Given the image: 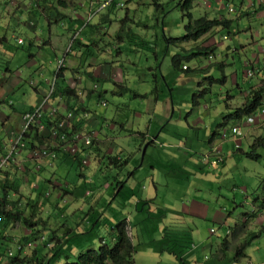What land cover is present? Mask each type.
<instances>
[{"label":"rangeland","instance_id":"374dc122","mask_svg":"<svg viewBox=\"0 0 264 264\" xmlns=\"http://www.w3.org/2000/svg\"><path fill=\"white\" fill-rule=\"evenodd\" d=\"M2 1L0 40L6 36L7 43L0 44V104L9 99L35 109L43 99L34 91L39 76L33 69L36 65H30L32 61L40 63L41 58L48 57L43 61L54 64L58 55L56 70H59L62 61L65 64V52L72 48L75 54L67 52V59L72 60L63 66V70H66L65 66L71 68L69 73L72 75L67 83L71 86L78 84V79L73 78L77 68L81 67L80 75L85 76L83 64L87 65V62H82L81 66L80 59L85 56L86 50L83 45V48L78 45V49H74L73 28L76 23L77 28L87 24V18L94 12L93 0ZM118 1L123 4L121 9L112 6L103 10L111 22L101 24L103 35L97 43L99 49L91 46L94 57L89 54L88 59L92 63L98 59L99 67L105 63L103 69L106 71L112 67L117 73L121 72L123 81L120 85L126 92H121L111 77L108 82L98 80L102 89L100 101L99 91H92L94 83L90 77L91 81L84 84L92 91V97L86 103L89 122L85 129L77 133L83 137L89 134L88 130L96 132L91 134L102 141L95 139L92 147L98 146L103 158L98 160V155L90 156L88 166L82 171L76 159L67 158L61 160L58 170L50 172L51 167L36 170L32 153H29L26 162L30 164L29 168L18 164L10 169V166L9 170L15 176L24 181L27 179V187H22L21 195L19 188L16 189L17 194L10 192L9 197L19 201L21 211L29 218L31 226L14 223L9 232L18 234L19 243H31V247L26 246L24 252L31 254L37 250L39 264L42 260L48 264L74 262L81 253L97 249L101 243L112 246L115 228L125 219L132 227L134 244H139L134 256L135 264H183L166 251L158 254L157 249H166L161 245L162 241H166L164 236L179 237L184 241L189 239L191 244L185 250L193 252L197 259L194 262L193 258L191 264H262L264 223L259 221L264 199V147L253 144L264 141V117L251 125L246 122L247 116L241 120L228 117L246 102L251 89L264 86V0H222L220 3L217 0H196L191 11L194 19L225 18L232 24L228 28L212 30L197 42L175 45L169 44L167 39L182 37L187 23L182 18L179 0H156L159 7L154 0ZM205 1L207 6H211L207 7ZM229 8L233 12H229ZM35 36L40 43L34 41ZM47 37L51 38L50 46L42 45V40ZM19 39L24 45L18 42ZM204 48H212L214 52L208 56H192L198 49ZM101 49L103 52H100ZM176 55L182 56V65L188 71L182 70V66L180 69L173 67ZM219 64H222L221 69ZM7 69L13 75L9 76ZM248 70L253 73L250 78L246 77ZM43 73L49 76L43 78L44 82L51 83L50 72L43 70ZM14 77L15 83L11 85ZM8 87L14 90L6 95ZM62 109L65 110L64 105ZM232 127L240 128L241 137L228 136L224 139L219 136ZM217 129L218 133L214 136L217 147L214 148L210 143ZM2 130L8 132L14 129L0 125L1 137ZM160 131L164 137H157L155 141L158 143L150 144L152 137L160 135ZM148 132L152 133L149 140ZM235 144H239V150L234 147ZM213 148L210 155L214 160H224L225 155V163H218L216 167L223 169L221 174L219 171L210 174L213 171L211 166L209 172L205 168L200 170L204 172L202 177L182 174L192 170L195 173L189 161L207 156ZM146 149L149 150L147 155ZM240 151L255 152L259 158L250 159ZM7 154L6 149H0V157L4 158ZM110 157H122L121 160L126 161V169L116 168L110 163ZM147 170L155 172L158 178L156 184L151 177H144ZM134 171L140 174L139 192L145 193L147 189L146 197L140 196L139 192L136 195L130 192L137 188V184L133 179L127 182L130 178L126 173ZM51 179L61 186L50 185L48 181ZM116 181L126 184L128 189L121 194L116 192L119 185ZM16 183L19 184V181ZM100 183L103 186L112 184L106 196L107 190L101 188ZM86 191L91 194L86 196ZM96 194L102 200L99 204L88 201L81 207V200H92ZM134 197L136 202L132 204ZM30 198L34 201L28 202ZM153 198L157 205L151 207ZM138 199L148 202L151 212L146 206L143 213L146 218L136 226L134 211ZM195 199L196 205L192 203ZM181 205L190 207L194 213L196 210V216L185 214ZM74 206L79 210H75ZM122 209L125 210L120 211ZM214 211H218V216L213 215ZM148 212L152 218L147 217ZM41 222H45L40 226L41 230H33ZM242 225H245L243 231L234 235L236 228L239 230ZM68 229L73 238L63 244L62 253L55 259L46 261L52 251L43 246L41 238L54 236L63 239ZM211 229L214 233L210 232ZM253 234L261 236L246 248L248 258H236L237 247ZM225 240L229 243L224 249ZM151 245L156 246L152 248ZM8 247L14 255L17 254L14 244H8ZM7 259L10 261L8 256Z\"/></svg>","mask_w":264,"mask_h":264},{"label":"trees","instance_id":"16d2710c","mask_svg":"<svg viewBox=\"0 0 264 264\" xmlns=\"http://www.w3.org/2000/svg\"><path fill=\"white\" fill-rule=\"evenodd\" d=\"M156 3V6L159 7L156 0H154ZM196 0H179V6L182 11V18L187 20V23L185 24V33L180 38H174V39H167L169 44L175 45L177 44H183L187 42H197L202 37H204L206 34L210 33L212 30L217 28H228L232 24V21L226 20L225 18H214V19H208L207 17H201L199 19H194L193 15L191 13L193 9V4ZM102 18L106 21L108 20V15H103ZM104 21V23H105ZM111 21L108 20L107 23H110ZM3 40H0V43ZM23 42V40H22ZM75 43V40H74ZM73 43V45H74ZM97 45V44H96ZM213 53L214 49L212 48H204V49H198L196 53H193L192 56H198V55H205L208 56L209 53ZM93 53V52H92ZM192 53V51H191ZM89 55L88 52H86L85 56ZM84 56V57H85ZM182 56L176 55L173 58V67L176 69H180L182 65L181 61ZM85 66V65H84ZM218 68H222V64L218 65ZM64 67L61 66L59 71L56 74L55 83H54V89L52 92V100L56 99V97L60 96L63 99L64 105L67 109V112H70L73 115V121L71 123V126L67 130H62V135H65L63 140H61L59 143H51L48 134L42 135L39 124L36 122L30 126V128L24 133L23 140L25 142V150L27 152L32 153L33 151H38L40 153L46 152L47 154L51 153V155H54V158L50 157H42L40 159L35 160V166L40 169V163L43 160H49V161H56L58 158L61 159H67V158H74L78 161L79 155L72 156L69 151H67V148L71 146L75 140V135L80 132L83 128L85 129L88 122L89 117V109L86 105L87 100L92 97V91L97 92V86L94 88V90H88L85 86L82 87V90H77L79 83H81L82 78L80 75V68H77L75 70L76 73H78L79 78L77 80V85H73V87L67 86L66 79L63 76ZM183 70V69H182ZM188 71V68L185 69ZM90 77H92V74H87ZM52 77V76H51ZM77 79V78H76ZM91 79V78H90ZM50 90V87L48 86L47 92ZM102 94L101 91L98 93V98L100 101ZM51 100V98L49 99ZM194 103L196 102L195 99H193ZM264 101V86L259 87L257 89H251L249 91V96L246 100V102L236 109L233 114L229 115L228 119H234V120H241L244 116H249L250 114L254 113L263 103ZM4 105L5 107H13V101L9 99H5ZM5 103H10L12 105H8ZM102 103V106L104 107L105 104ZM84 107V110L82 108ZM2 109V104H0V112ZM34 111L33 108H30L29 110L25 111L24 113ZM23 113V114H24ZM60 118V116H58ZM3 122H5L4 119H2ZM51 121H48V117L46 114L42 115V119L40 121V125L44 123L47 126L48 131L50 132L52 130L51 126L49 128V125H52L55 120L50 119ZM60 130L58 129V132ZM83 132V131H82ZM91 132L88 130V133L90 135ZM216 133L214 132L213 136ZM150 144H152L150 142ZM39 146H42L43 148H39ZM253 146H259L264 147V141H258L256 144H253ZM1 149V147H0ZM239 150V149H237ZM82 146L79 147L80 154L83 153ZM241 152V151H240ZM242 155L257 160L259 158V155H257L255 152L251 153H244L241 152ZM110 163L116 165L117 168L122 169L125 168L126 161H122L121 159H118V157H110L109 158ZM80 161V160H79ZM80 164V162H79ZM35 167V168H36ZM38 169V170H39ZM5 172H0V180L2 184L0 185V191L2 193V197L0 198V225L1 229H6L10 224L14 223H22L24 225L31 226L29 218H27L24 213L21 211L22 207L19 203V201H15L11 197H9L10 192H13L14 194H17V190L20 188V183H16L17 181L13 178L12 175H10L9 169H5ZM128 176L133 175L134 172H127ZM122 183H119V187L116 189L118 190L120 188ZM15 188V189H14ZM17 189V190H16ZM121 190V189H120ZM153 201V200H151ZM150 201V202H151ZM142 203L141 208L143 205L147 206L148 202L139 200L138 204ZM38 204V202H37ZM261 209L264 210V199L262 202ZM160 215V213H157ZM151 215H147L148 218H150ZM99 218V217H98ZM97 218V219H98ZM42 224H45V222L37 223L36 229L33 230H41L40 226H43ZM243 227L241 229L236 228V232L243 231V228H245V225H242ZM39 228V229H37ZM44 227H42V230ZM31 232V230H30ZM66 235H63V239L54 238V236L48 238H44L41 241L43 246L49 248L50 251H52L51 256L47 255V260L50 261L52 259H55L60 253H62L63 244H65L69 238H73L72 233H65ZM71 235V236H70ZM65 236H69L64 238ZM261 236L260 234H253L248 238L249 240L243 242L240 246L237 247L235 252L236 258H245L244 252L246 248L250 245V242L254 241L255 239L259 238ZM56 237V236H55ZM76 237V236H75ZM170 239V241L168 240ZM178 239V240H177ZM114 244L112 246L107 245L106 243H101L100 246L97 249H91L86 251L85 253H81L74 262H66L65 264H135V253L137 250V247H139V244H134V235L132 233V227L129 226V223L126 220L121 221L115 228V238H114ZM165 242L162 241L161 245L165 246L166 249L161 248V252H167L170 255L175 256L176 258H179L182 261V255L183 251L182 248H189L190 244L189 239H186V241L182 240L179 237H167L164 236ZM29 243V242H27ZM26 243V244H27ZM228 241L225 240V243L223 244L224 249L228 246ZM26 244L19 243L17 245V254L11 256L9 264H39L37 261L38 257V251L34 250L31 254H26L24 252V248L26 247ZM6 262V263H7ZM40 264H48L44 263L43 260Z\"/></svg>","mask_w":264,"mask_h":264},{"label":"crops","instance_id":"0c3cea01","mask_svg":"<svg viewBox=\"0 0 264 264\" xmlns=\"http://www.w3.org/2000/svg\"><path fill=\"white\" fill-rule=\"evenodd\" d=\"M1 1V0H0ZM221 1L220 0H217V3H220ZM206 3H207V1H206ZM209 4V3H208ZM211 5H209V6H207V7H210ZM260 6V5H259ZM0 7H3L4 8V2L2 1V2H0ZM259 8H262L261 6L259 7ZM44 10H46V9H44ZM5 11H9L8 9H5ZM107 13L106 12H104L103 14H101V15H98V16H96V17H98V19H93L92 21H90V22H87V24H83L82 26H80L81 27V30H80V27L79 28H77V23L75 24V26H74V28H73V36H74V40H75V43H74V45H73V47H74V49L75 50H77L78 49V45L79 46H81L82 48H83V46H85L84 48H85V50H86V52H88V54H93L92 56L94 57V53H92L93 51H92V49H91V46H95V47H97L98 48V46L96 45L100 40H102V38H101V35H103V33L102 32H100V30H101V24H103L104 23V19L102 18V16L103 15H106ZM258 14V13H257ZM77 17V16H76ZM79 17V16H78ZM2 17L0 16V19H1ZM109 18H110V16H109ZM218 19H220V18H218ZM108 20H110V19H108ZM108 20H106L105 21V24H107V21ZM65 22H67V19H65L64 20ZM70 23H72L71 22V20H70ZM110 24V23H109ZM32 25V24H31ZM33 27V25L31 26V28ZM4 37V40L1 42V43H7V38H6V36H3ZM69 39V38H68ZM37 40H38V42L40 43V40L39 39H37L36 38V36L34 37V41H36L37 42ZM33 41V42H34ZM0 43V44H1ZM50 43H51V38L50 37H47V39L46 40H42V45H47V44H49V46H50ZM22 45H24V43L22 44ZM34 45V44H33ZM83 45V46H82ZM99 49V48H98ZM181 50V49H180ZM71 51L73 52V50H72V48H71V50L68 52V53H71ZM182 51V50H181ZM51 52V51H50ZM67 52H65V54H64V56H63V58H64V61H65V64H66V66L69 64V62L72 60L71 58L70 59H67V56H68V54H67V56H66V53ZM100 52H103V49H101L100 50ZM99 52V53H100ZM73 54H75V52H73ZM83 54V53H82ZM56 55V54H55ZM97 55V53H95V56ZM66 56V57H65ZM43 59H48V57L47 58H45V57H43V58H41L40 59V63H36L35 61H32V63L30 64L31 66H33V65H36L33 69L35 70V74H38V76H39V79L37 80V83H36V88L34 89V91H35V93H36V95L38 96V97H41V98H44V96L46 95V90H47V88H48V84H46L45 82H44V80H43V78H48L49 76L48 75H43V74H45V73H43V70H47V71H49L50 72V76L52 75V76H54L55 75V73H56V64H57V60L59 59V56L58 55H56V62L54 63V64H52V62L51 61H49V62H47V61H43ZM51 60V59H50ZM90 60L88 59V55H86L85 57H83V58H81L80 59V63H81V66H82V62H87V65L86 64H83V68L85 69V72L83 73V74H85V76H82L81 75V78H82V82L78 85V88L77 89H82V87L84 86V84L86 85L87 84V81H91L90 80V78H89V76L87 75L88 73L90 74H92V81H93V83H94V85H96L97 86V90L98 91H101L102 89H100V86H99V81L98 80H103L104 82H108L109 80H111V78H112V81L114 82V84L115 85H117V86H119V89H120V91L122 92V91H125V89H124V87H122L120 84H121V82L123 81V79H122V74H121V72H119V73H117V71H115V70H113V68L111 67L110 68V70H108V71H106V70H104L103 69V65H106L105 63H103L102 65H101V67H99V65H98V63L100 62V61H98V59H96V60H94V62L92 63V62H89ZM71 65V64H70ZM85 65V66H84ZM53 66V67H52ZM65 66V69L66 70H64V72H63V76H64V78L66 79V83H67V79H68V77L70 76V75H72L71 73H69V72H71V68L70 67H66ZM52 67V68H51ZM81 68V67H80ZM39 69V70H38ZM69 69H70V71H69ZM40 71V72H39ZM80 71V70H79ZM7 72L9 73V76H10V74H12L13 75V73H12V71H10L9 69H7ZM97 72V73H96ZM78 73H76V72H74V75H73V78H79V75H77ZM67 75V76H66ZM106 77V78H104V76ZM111 75V76H110ZM72 77V76H71ZM109 77H111V78H109ZM52 78V77H51ZM109 78V79H108ZM124 78H125V76H124ZM15 77L12 79V81L10 82V84L11 85H13L14 83H15ZM115 81H116V83H115ZM120 81V82H119ZM74 85V84H73ZM73 85L71 86L69 83H67V86H70V87H73ZM94 85H93V88H94ZM127 88V87H126ZM14 89L13 88H10V87H8V88H6V92H5V94L6 95H8V94H10L12 91H13ZM105 93L107 92V91H104ZM126 92V91H125ZM113 94H116L115 92H113ZM139 96V95H138ZM2 99H4V98H1V100ZM86 100H88V99H86ZM61 103H63L62 101H61ZM39 104H37V106H38ZM51 105L52 106H58L59 105V102L57 101V100H54V101H52L51 102ZM65 106V105H64ZM37 108V107H36ZM35 108V109H36ZM80 108H82V110H84V107H80ZM5 109H8V112H4L5 111ZM30 108H29V106L28 105H20V104H17V103H15V102H13V107H10V108H8V107H2V109H1V112H0V125L2 126V125H8L9 126V128H12V129H19L20 127H21V115L25 112V111H27V110H29ZM1 119H4L5 120V122H3V120L1 121ZM88 122H89V120H88ZM88 122H87V124H88ZM92 125V124H91ZM222 125H224L223 124V122H222ZM218 130L219 129H217L216 130V134L214 135V136H216L217 135V133H218ZM4 132V130H2V133ZM151 134L152 133H149L148 132V135H147V139L149 140V137L151 136ZM159 134L160 135H156V136H154V137H152L153 138V140L152 141H150L153 145H155V144H157L158 143V141H155L156 140V138L158 137L159 139H161V137H164V134L163 133H161V131L159 132ZM214 136L212 137V141H211V143H210V146L211 147H214V146H216V141H215V139H214ZM96 139V141H102L98 136L95 138ZM0 147H1V149H7V141H6V139H5V137H4V134H2V139H1V141H0ZM217 147V146H216ZM216 147H214V148H216ZM234 147L236 148V149H239V144H235L234 145ZM214 148L213 149H211L212 151L207 155V156H201V157H199V159L198 158H196V159H192V161H189V164L196 170V172L194 173V171L192 170V172H183L182 174L183 175H186V176H191V175H194V177H196V176H200V177H202V175H203V171H200L201 169H203V168H205L206 170H207V172H209L210 171V169H209V167L211 166V168H213V171L212 172H209L210 174H214V173H216V172H218L219 171V174H221V172L223 171V169H219V168H216V167H218V165L220 164H224L225 163V155H224V160L221 158V163H219V164H217V165H214V164H212L211 162L214 160L212 157H211V153L214 151ZM220 148V147H219ZM221 149V148H220ZM83 153L81 154V156L84 158V159H87V158H90V156H95L96 157V155H98V158H96V159H98V160H100L101 158H103V152H101L100 151V148L98 147V146H93L91 149L89 148V149H85V148H83ZM222 150V149H221ZM94 151H95V153H94ZM148 149H146L145 150V153H146V155H147V153H148ZM111 152V151H110ZM29 153L30 152H25V151H23V152H21L19 155H17V156H15L14 157V160H13V162H10V164H8V166L6 167V169L8 170L9 169V167L11 166V168L10 169H12V165H20V167L21 166H23V167H26V168H29V163H26L27 162V158H29L30 156H29ZM94 153V154H93ZM25 154V156H23ZM93 154V155H92ZM2 157H0V159H1ZM118 159H122V157H118ZM61 160H63V159H61V158H58L56 161H49V160H43L41 163H40V169L38 168V167H36L35 169L36 170H41V169H43V170H45L46 168H50L51 167V169H50V172H52V171H54V170H58L57 169V167L58 166H60L61 165ZM64 160H66V159H64ZM30 161H32V160H30ZM33 162V161H32ZM31 163V162H30ZM112 164V163H111ZM33 165V164H32ZM114 165V164H113ZM115 167H116V165H114ZM126 166H127V164H126ZM33 168H34V165H33ZM117 168V167H116ZM126 168H122V169H119V170H125ZM80 170L82 171L83 169L82 168H80ZM3 172H5V171H3ZM9 172H10V175H12L13 176V178L16 180V181H19V183H20V189H19V195H21L20 194V191H21V189H22V187L23 186H26V184H25V181L27 182V179H25V181L21 178V177H19V176H15L14 175V173H13V171L11 170H9ZM126 175H127V178H130V180H128L127 182H130L132 179L134 180V181H136V184H137V188L136 189H133V190H130V192H132V194L133 195H136V192H139V189H138V185H139V182L140 181H138V179H139V177H140V174L138 173V172H136V171H134V173H133V175H129L128 176V173H126ZM144 177H151V180L153 181V184H156V180H158V178L156 177V174H155V172H153V171H146V172H144ZM26 178V177H25ZM55 178V177H54ZM201 178H199V179H197V180H200ZM142 180V179H141ZM23 181V183L24 184H22L21 185V182ZM49 182V184L50 185H52V186H57V187H59L58 185H60L58 182H56V181H54L53 179H51V180H49L48 181ZM119 183H121V181H116V184H119ZM125 183V182H124ZM101 184V183H100ZM61 186V185H60ZM111 186H112V184H105L104 186L101 184L100 185V187L101 188H103V189H105V190H107V192L105 193V196L108 194V190L110 191V189H111ZM27 187V186H26ZM117 187H119V185L117 186ZM116 187V188H117ZM61 189L63 188V187H60ZM108 188V189H107ZM103 189H101V190H103ZM121 189V190H120ZM128 188H127V185L126 184H121V186H120V188L116 191V192H119L120 191V194H121V192L123 191V190H127ZM91 194V192L90 191H86V196H89ZM99 194V193H98ZM98 194H96V197L94 198V199H92V200H85V201H83V200H81V202H80V205H81V207H82V204H84L85 202H88V201H90L91 202V204H99L101 201L99 200V198H97L99 195ZM139 194H140V196H142V197H146L147 195V189H145V193L143 192H139ZM195 198H196V196H195ZM154 199V198H153ZM139 200V199H138ZM141 200V199H140ZM29 201H34V200H32L31 198L28 200V202ZM131 202H132V204H135V202H136V197H134L133 198V200L131 199ZM103 204L105 203L104 201L102 202ZM151 204V207L152 206H154V205H157V203H156V201H155V199L153 200V201H151L150 202ZM192 203H195V205H196V199L195 200H193V202ZM121 204H123L122 202H121ZM141 205H142V203H139V204H137L136 206H135V215H136V217H134V221H136V226H137V224L138 223H140V222H142L143 221V219L144 218H146L145 216H143V213L146 211V206L145 205H143L142 206V208H141ZM86 206H88V204L86 205ZM148 206V205H147ZM84 207V206H83ZM74 209L76 210V209H78V208H75V206H74ZM148 209H149V212H151L150 211V206H148ZM79 210V209H78ZM83 210V208L81 209V211ZM125 209H122V210H120V211H124ZM181 210L185 213V214H187V215H191V216H196V210H195V213L194 212H192L191 211V209H190V207H186V206H184V205H181ZM261 213H262V217H261V219H260V221H259V223H261V224H263L264 223V210L263 209H261ZM148 212V213H149ZM150 214V213H149ZM207 214V212L205 211V215ZM213 215L216 217V216H218V211H214L213 212ZM138 216L140 217V218H138ZM150 218H152V217H150ZM85 220H87V218H85ZM126 220V219H125ZM131 220V219H130ZM246 220V219H245ZM245 220H243V222L245 221ZM248 220V219H247ZM88 221V220H87ZM127 221V220H126ZM128 222V221H127ZM242 222V223H243ZM11 227H12V225L10 224L6 229H1V225H0V264H9V262H7V260L5 259V256H6V253H7V251H9L10 250V248L8 247V244H14L16 247H17V245L19 244V241H20V238H19V236H18V234L14 231V232H9V231H11ZM46 229H49L48 227H46ZM15 230V229H14ZM69 230V229H68ZM69 232H71L70 230L67 232V233H69ZM71 236V235H70ZM156 245H151V247L152 248H154ZM197 248H195V250H196ZM220 249V248H219ZM218 249V250H219ZM184 253H183V255H182V262H183V264H191V263H193L192 261H193V258H194V256L192 255V253L193 252H188V250H185V249H181ZM157 251H158V254L160 255L162 252H161V249H157ZM244 255H245V258H242L241 260H244V259H247L248 258V256H247V254H246V252H244ZM4 260V261H3ZM196 260L197 259H195L194 258V262H196ZM185 261V262H184ZM7 262V263H6ZM250 264V263H249ZM262 264H264V262L262 263Z\"/></svg>","mask_w":264,"mask_h":264},{"label":"built area","instance_id":"2783aa9c","mask_svg":"<svg viewBox=\"0 0 264 264\" xmlns=\"http://www.w3.org/2000/svg\"><path fill=\"white\" fill-rule=\"evenodd\" d=\"M113 3H116L117 7L123 6V4L121 2H119L118 0H103V2L101 4V8L109 7ZM229 12H233V10L231 8H229ZM224 39H227V38L224 37ZM21 42L22 41L19 40V43H21ZM209 59L211 60L212 57L209 56ZM62 63H63V61H62ZM62 66H63V64H62ZM251 70H248L246 72V77L250 78L253 76V73ZM58 71L59 70H57V72ZM55 78H56V76L54 78H52L53 81L48 84L50 86L49 94L47 97L44 98L41 106L37 109H34V111L27 112V113H24L21 115L22 124H21L20 130H18V131L10 130L8 132L2 133V134H4V137L7 141L8 154L4 158L0 159V170L2 168L7 167L9 162L12 161L11 159L13 158V156L18 155L25 150V142L23 140V136H24V133L30 128V126L32 124L37 122L39 124L38 125L39 129L42 132L41 134L43 136L48 134L47 136H48L51 143L57 144L61 140H63V138L65 137V135H62L61 132H62V130H67L69 128V126H71V123L73 121V115L70 112H66V111H65V113L64 112L61 113L60 109L57 107H51V108L47 107V103L50 99V95L52 94L53 89H54ZM7 104L12 105L10 103H7ZM43 114L47 115L48 121H51L50 119L55 120V122L52 125H49V128H50V126L52 128V130L50 132L48 131L47 126L44 123H42L40 125V121L42 119ZM58 116H60V118H58ZM263 117H264V102L254 113L247 116L246 122H247V124L251 125ZM58 129L60 130L59 132H58ZM46 132H48V133H46ZM241 135H242V133H241V130L239 127H232L230 130L225 129L222 133H220V136L224 139H226V137H228V136L241 137ZM1 139H2V137L0 136V141H1ZM74 140H75V142L67 148V151H69L72 156H75L78 154L80 144H82L83 147H85V148L90 147L92 144V140H91L90 136L79 137L77 135V136H75ZM42 157H50L53 159L54 155H51V153L47 154L46 152H43V153H40L38 151L32 152V156H31L32 160L35 161V160L40 159ZM81 164L86 165L87 161L81 160ZM210 232L214 233V230L211 229ZM28 246H30V244H28ZM7 255H8V257H11V256H13V253L11 251H9V252H7Z\"/></svg>","mask_w":264,"mask_h":264},{"label":"clouds","instance_id":"9594fccd","mask_svg":"<svg viewBox=\"0 0 264 264\" xmlns=\"http://www.w3.org/2000/svg\"><path fill=\"white\" fill-rule=\"evenodd\" d=\"M220 1H222V0H220ZM101 2H103V0H97V2L95 1V0H93V1H91V5H93V8H94V12H92L91 13V15H90V17H88L87 18V22H90V21H92L96 16H98V15H100L101 13L103 14L104 12H103V10H107V9H109V8H111L112 6H115L116 8H119V9H121V7H117L116 6V3H113L112 5H110L109 7H106V8H101ZM204 4H206V1L204 2ZM206 6H207V4H206ZM209 6V5H208ZM83 7V6H82ZM87 12H89V10L87 11ZM74 16H77V15H75V14H73ZM19 40H21V39H19ZM19 40H18V42H19ZM22 41V40H21ZM20 44H22V42L20 43ZM72 44H73V41H72ZM65 64H64V62H63V66H64ZM182 69L183 70H185L186 69V67L185 66H183L182 67ZM56 74H57V70H56V73H55V75L54 76H52V78H54L55 76H56ZM49 86V85H48ZM50 87V86H49ZM96 87V85H94V88ZM48 94H49V92L48 93H46V95L44 96V98L45 97H47L48 96ZM44 98H42L43 100H44ZM50 98H51V100H49L48 101V103H47V107L48 108H51V107H57V108H59V109H61L60 110V112L62 113V112H64L65 113V111L67 112V109H66V107H65V110H63L62 108H63V105H64V102H63V99H62V97H60V96H58V97H56V99L55 100H57L58 102H59V105L58 106H52L51 105V102L52 101H54V99L52 100V94L50 95ZM43 100H42V102L40 103V105L37 107V108H39L40 106H41V104L43 103ZM61 101L63 102V103H61ZM2 104V107H5V105H4V103H1ZM5 104H7V103H5ZM104 105V104H103ZM36 108V109H37ZM22 124V123H21ZM21 128V127H20ZM20 128L18 129V130H20ZM18 130H16V131H18ZM14 131V130H13ZM46 133H48V132H46ZM92 134H95L96 132H91ZM78 134H76L75 136H77ZM79 136V135H78ZM85 136H90V138H91V140H92V142L95 140V138H96V136H94V135H90V134H88V135H85ZM219 136H220V134H219ZM84 137V136H83ZM81 143V142H80ZM79 143V144H80ZM160 145V147H163V144H159ZM80 146H82V149L83 148H85V147H83V145L82 144H80ZM79 146V147H80ZM91 147H92V144H91V146L90 147H88V148H85V149H91ZM6 151L8 152V148L6 149ZM24 151H26V150H24ZM19 155V154H18ZM78 155H79V159H78V163L80 162V168H84V167H87L88 166V164H89V159L87 158V159H84L82 156H81V154L80 153H78ZM6 156V155H5ZM15 156H17V155H15ZM15 156H13V158L11 159L12 161H10V162H13V160H14V157ZM3 158V157H2ZM80 160V161H79ZM81 160H86L87 161V164L86 165H82L81 164ZM10 162H9V164H10ZM221 162V158L220 159H216V160H213L211 163L212 164H214V165H217L218 163H220ZM8 166V165H7ZM6 168H4V170H5ZM42 240H43V237L41 238ZM41 240V241H42ZM28 244H30V246H28ZM26 246H28V247H31V243L29 242V243H27L26 244ZM9 251H11V250H9ZM9 251H7V252H9ZM12 252V251H11ZM13 253V252H12ZM13 255H14V253H13ZM7 253H6V256H5V259L6 260H8L7 259ZM9 259L11 258V257H8Z\"/></svg>","mask_w":264,"mask_h":264}]
</instances>
